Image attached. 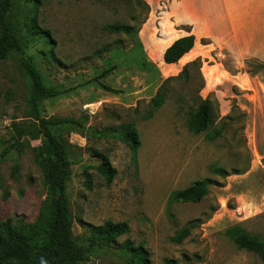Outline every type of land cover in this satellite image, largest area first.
Listing matches in <instances>:
<instances>
[{
	"label": "rangeland",
	"instance_id": "obj_1",
	"mask_svg": "<svg viewBox=\"0 0 264 264\" xmlns=\"http://www.w3.org/2000/svg\"><path fill=\"white\" fill-rule=\"evenodd\" d=\"M145 1L150 9L138 0H40L38 8L16 0L26 53L46 85L69 91L45 101L42 114L76 122L57 132L72 146L68 197L84 264H129L126 243L143 248L149 264H264L229 235L239 227L264 240V0ZM33 16L54 46L30 35ZM117 23L135 32L105 29ZM189 34L193 50L167 65L166 49ZM18 58L0 62V222L36 225L53 203L36 161L48 140L26 118L30 82ZM195 60L200 71L190 68L188 81L170 80L164 104L148 116L165 80ZM110 69L100 82L115 93L92 83ZM199 98L210 102L215 122L195 133L188 124ZM126 126L139 134L136 150L121 139ZM94 151L116 169L111 184L96 170ZM205 180L211 183L200 203L174 200ZM106 222L127 223L129 231L89 247L93 230ZM186 228L190 235L176 242Z\"/></svg>",
	"mask_w": 264,
	"mask_h": 264
},
{
	"label": "trees",
	"instance_id": "obj_2",
	"mask_svg": "<svg viewBox=\"0 0 264 264\" xmlns=\"http://www.w3.org/2000/svg\"><path fill=\"white\" fill-rule=\"evenodd\" d=\"M30 1L35 8L41 5L40 0ZM138 2L150 9L145 0H138ZM15 8L16 0H0V62L17 55L20 70L30 82L29 111L26 118L33 122L48 140L47 146L37 148L36 161L43 171L44 184L48 194L53 198V203L43 207L42 218L36 225L23 223L14 225L11 221L0 222V264H84L88 261V257L84 248L76 241L73 229L74 219L68 197V182L72 176L73 165L70 158L72 146L57 132L63 124H76V122L68 118H47L42 114V104L45 101L66 95L69 91L46 85L35 56L26 53L28 42L14 19ZM26 27L30 35L42 36L49 45H55L51 32L42 29L35 16L27 20ZM105 29L111 33L127 36L135 32L133 27L120 23L107 25ZM195 43L196 37L192 34L178 38L164 52V62L167 65L178 64L193 50ZM143 68H148L147 62L143 63ZM190 68H196L199 72V61L188 63L179 76L165 80L158 94L150 102L152 110H149L148 116L164 104L166 96L163 91L167 83L172 79L188 81ZM111 71V69L104 71L92 83H97L102 89L115 93L112 88L100 82ZM214 122L215 115L210 102L199 98L197 110L190 115L189 129L195 133L206 132ZM20 137H22L21 134ZM121 139L132 150L141 146L139 134L131 126L123 128ZM93 153L101 160L96 170L107 184H111L117 174L116 169L106 155L95 151ZM210 183L209 180L195 182L190 187L174 193V200L200 203L208 195ZM128 231L127 223L106 222L102 227L93 230L89 238V247L110 245ZM189 235L190 229L186 228L179 232L175 241L181 242ZM229 235L240 249L255 253L264 262V240L239 227L229 230ZM124 250L129 254V264H149L148 254L143 248H135L130 243H126Z\"/></svg>",
	"mask_w": 264,
	"mask_h": 264
},
{
	"label": "crops",
	"instance_id": "obj_3",
	"mask_svg": "<svg viewBox=\"0 0 264 264\" xmlns=\"http://www.w3.org/2000/svg\"><path fill=\"white\" fill-rule=\"evenodd\" d=\"M183 37V36H182Z\"/></svg>",
	"mask_w": 264,
	"mask_h": 264
}]
</instances>
